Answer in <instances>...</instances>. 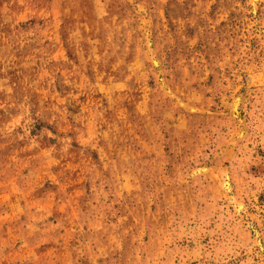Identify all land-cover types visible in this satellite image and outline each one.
Listing matches in <instances>:
<instances>
[{
    "label": "rangeland",
    "instance_id": "374dc122",
    "mask_svg": "<svg viewBox=\"0 0 264 264\" xmlns=\"http://www.w3.org/2000/svg\"><path fill=\"white\" fill-rule=\"evenodd\" d=\"M0 264H264V0H0Z\"/></svg>",
    "mask_w": 264,
    "mask_h": 264
}]
</instances>
